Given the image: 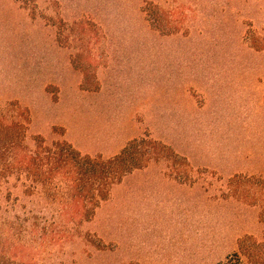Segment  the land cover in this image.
<instances>
[{
    "label": "rangeland",
    "instance_id": "obj_1",
    "mask_svg": "<svg viewBox=\"0 0 264 264\" xmlns=\"http://www.w3.org/2000/svg\"><path fill=\"white\" fill-rule=\"evenodd\" d=\"M23 109L28 144L108 158L147 137L189 167L150 161L81 223L7 177L0 264H216L260 234L227 181L264 171V0H0V115Z\"/></svg>",
    "mask_w": 264,
    "mask_h": 264
},
{
    "label": "trees",
    "instance_id": "obj_2",
    "mask_svg": "<svg viewBox=\"0 0 264 264\" xmlns=\"http://www.w3.org/2000/svg\"><path fill=\"white\" fill-rule=\"evenodd\" d=\"M34 9V0H16ZM147 11L159 16L160 8L149 2ZM161 16V15H160ZM161 25V24H160ZM154 25L165 30L166 24ZM26 110L7 119L0 115V182L24 175L32 187L40 185L62 205L68 216L81 223L94 215L96 207L108 199L112 187L150 161L171 163L170 172L186 179L189 167L185 159L168 145L149 138H133L115 155L103 158L84 154L66 141L45 144L40 137L26 142ZM182 166V167H181ZM231 197L258 208L259 235L246 234L236 241V249L216 264H264V171L257 175L236 174L228 179ZM99 245V244H98Z\"/></svg>",
    "mask_w": 264,
    "mask_h": 264
}]
</instances>
